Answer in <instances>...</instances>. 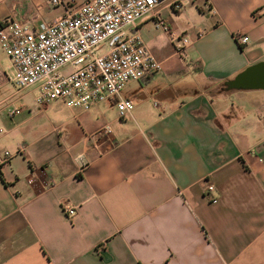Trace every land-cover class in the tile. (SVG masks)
Here are the masks:
<instances>
[{"label":"crops","instance_id":"obj_1","mask_svg":"<svg viewBox=\"0 0 264 264\" xmlns=\"http://www.w3.org/2000/svg\"><path fill=\"white\" fill-rule=\"evenodd\" d=\"M49 1L0 0V24L60 19ZM159 11L190 44L179 53L155 19L141 25L163 70L124 89L130 115L114 103L0 110V152L14 155L0 169V264H264V93L225 88L264 62V0ZM10 70L0 46V80Z\"/></svg>","mask_w":264,"mask_h":264},{"label":"built area","instance_id":"obj_2","mask_svg":"<svg viewBox=\"0 0 264 264\" xmlns=\"http://www.w3.org/2000/svg\"><path fill=\"white\" fill-rule=\"evenodd\" d=\"M165 0H86L76 7L72 1L50 0L53 8L63 11V16L53 22L36 25L7 19L0 24V46L10 59L15 72L17 94L36 87V104L61 101L71 110L88 112L105 104L114 103L121 118L135 109L132 99L122 98L130 84L152 77L163 70V65L150 52L140 33L141 25L155 19L157 28L169 33L179 44L178 52L190 44L186 36H173L160 15ZM172 9L178 12L181 5L175 2ZM203 36L198 34V39ZM235 39L243 44L249 38L238 33ZM108 43L109 50L102 56L93 52ZM68 65L67 73L60 70ZM12 98L6 100L9 101ZM5 102V103H6ZM4 103V104H5ZM3 111L5 108L1 107ZM20 111L13 110L11 118ZM112 129L99 132L109 137ZM21 146L17 155L25 154ZM14 155L0 152V169ZM209 188V193L214 192ZM211 203L216 200L209 197ZM71 215L75 214L70 210Z\"/></svg>","mask_w":264,"mask_h":264},{"label":"rangeland","instance_id":"obj_3","mask_svg":"<svg viewBox=\"0 0 264 264\" xmlns=\"http://www.w3.org/2000/svg\"><path fill=\"white\" fill-rule=\"evenodd\" d=\"M53 9V8H52ZM62 14L61 9L56 8L53 13V18L60 17ZM109 50L108 43H105L94 50L93 55L98 57L106 54ZM72 68V65H68L65 68L61 69V73H67ZM18 86L16 84V73L14 70H10L5 75L1 76L0 80V102H3L4 99L12 98L7 101L2 107H9L11 109H15L21 111L20 108L24 110H30L35 113V100H36V87H32L30 89L24 90L21 93L17 94ZM15 93V94H14ZM264 93V91L260 92ZM13 95V96H11Z\"/></svg>","mask_w":264,"mask_h":264},{"label":"water","instance_id":"obj_4","mask_svg":"<svg viewBox=\"0 0 264 264\" xmlns=\"http://www.w3.org/2000/svg\"><path fill=\"white\" fill-rule=\"evenodd\" d=\"M229 90L264 91V62L252 65L227 83Z\"/></svg>","mask_w":264,"mask_h":264},{"label":"trees","instance_id":"obj_5","mask_svg":"<svg viewBox=\"0 0 264 264\" xmlns=\"http://www.w3.org/2000/svg\"><path fill=\"white\" fill-rule=\"evenodd\" d=\"M225 88H226V90H229V88H228V86H227V85H225Z\"/></svg>","mask_w":264,"mask_h":264}]
</instances>
